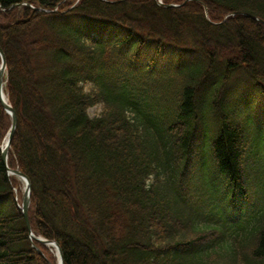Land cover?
<instances>
[{
	"label": "trees",
	"instance_id": "1",
	"mask_svg": "<svg viewBox=\"0 0 264 264\" xmlns=\"http://www.w3.org/2000/svg\"><path fill=\"white\" fill-rule=\"evenodd\" d=\"M115 1L64 13L67 0H0L19 118L10 166L31 180L33 231L60 244L65 264H264V148L234 98L249 78L264 89V0ZM24 3L60 13L8 11ZM172 51L184 62L159 67ZM211 117L221 122L198 155ZM11 193L0 150V201ZM209 193L235 211L240 242L217 213L199 214ZM8 207L0 264H49Z\"/></svg>",
	"mask_w": 264,
	"mask_h": 264
},
{
	"label": "water",
	"instance_id": "2",
	"mask_svg": "<svg viewBox=\"0 0 264 264\" xmlns=\"http://www.w3.org/2000/svg\"><path fill=\"white\" fill-rule=\"evenodd\" d=\"M0 55H1V58H2V62H3V67H2V70L0 71V101H1V104H2L3 108L12 115V119H13V124H12L11 133H10L9 143L6 145V148L4 149L3 155H2L3 161H4V163H6L7 162V155H8V152H9V145H10V143L12 141L13 135H14L15 130L17 128L18 120H17V115H16L15 111L8 104V102L5 100V97H4L3 76H4L5 69H6V58H5L1 48H0ZM12 172L14 174L18 175L19 177L23 178L27 182V189H26V192H25V195H24V199H23V203H24L23 215L25 217V221H26L27 229L29 231L30 238L35 240V241H37V242H39V243H41V244H44L46 246H55L57 248V250L59 251L61 264H64L62 250H61L60 246L56 242H51V241H48V240H45V239H42V238H38L32 233L31 226L29 224V219H28V211H29V207H30V203H31L32 187H31L29 179L22 172H20L18 170H14Z\"/></svg>",
	"mask_w": 264,
	"mask_h": 264
},
{
	"label": "rangeland",
	"instance_id": "3",
	"mask_svg": "<svg viewBox=\"0 0 264 264\" xmlns=\"http://www.w3.org/2000/svg\"><path fill=\"white\" fill-rule=\"evenodd\" d=\"M67 4L70 5L69 8L62 9V11H64L65 13L70 11L71 9H73L75 6H77L79 4V1L78 0H67ZM71 4H72V6H71ZM24 8L31 9L32 11H34L32 9V8H34V6H30V7L26 6ZM68 9H70V10H68ZM171 59H172L171 61H173V58H171ZM247 85H250V84L245 85V87H244L245 90H247L246 89ZM262 100H264V98H261L260 100H255V102L256 103L257 102L262 103L261 102ZM103 109H104V107H103V104L101 103V104L96 105L93 108H91L89 110V114L91 117H94L96 115H100L101 111ZM10 127H11V118L3 109V114H0V138H1L0 139L1 140L0 146H2L4 141L6 140V137L9 133ZM10 181H11L12 188H13V191L11 193V197L9 198L11 202L9 203L8 198H6L5 201H7L9 203V206L12 203L11 205H13L16 209L20 210L19 206L22 205V198L24 195V184L17 177H12V179H10ZM2 204H4V203L0 202V207L2 206ZM50 255H51V259H53V261L56 263V259H55L54 255L53 254H50Z\"/></svg>",
	"mask_w": 264,
	"mask_h": 264
},
{
	"label": "snow or ice",
	"instance_id": "4",
	"mask_svg": "<svg viewBox=\"0 0 264 264\" xmlns=\"http://www.w3.org/2000/svg\"><path fill=\"white\" fill-rule=\"evenodd\" d=\"M262 215H264V214H262ZM253 223H254V221H253ZM196 231H197V232H199V231H200V229H199V228H197V229H196ZM260 231H261L262 233H264V229H260ZM192 250H193V251H195V250H196V245H195V244H194V245H192Z\"/></svg>",
	"mask_w": 264,
	"mask_h": 264
}]
</instances>
